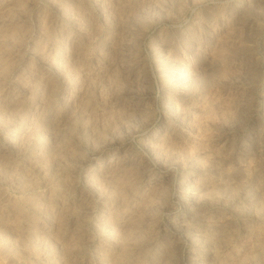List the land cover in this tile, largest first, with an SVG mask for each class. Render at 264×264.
Wrapping results in <instances>:
<instances>
[{"label":"rangeland","instance_id":"1","mask_svg":"<svg viewBox=\"0 0 264 264\" xmlns=\"http://www.w3.org/2000/svg\"><path fill=\"white\" fill-rule=\"evenodd\" d=\"M0 264H264V0H0Z\"/></svg>","mask_w":264,"mask_h":264}]
</instances>
